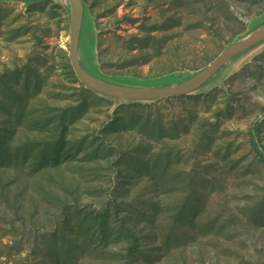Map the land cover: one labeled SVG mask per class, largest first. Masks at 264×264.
Masks as SVG:
<instances>
[{
    "label": "rangeland",
    "instance_id": "374dc122",
    "mask_svg": "<svg viewBox=\"0 0 264 264\" xmlns=\"http://www.w3.org/2000/svg\"><path fill=\"white\" fill-rule=\"evenodd\" d=\"M81 1L84 71L126 88L264 26V0ZM69 32L67 0H0V264H264V41L135 108L77 81Z\"/></svg>",
    "mask_w": 264,
    "mask_h": 264
},
{
    "label": "water",
    "instance_id": "95a60500",
    "mask_svg": "<svg viewBox=\"0 0 264 264\" xmlns=\"http://www.w3.org/2000/svg\"><path fill=\"white\" fill-rule=\"evenodd\" d=\"M70 8V32L68 38V58L77 81L86 89L99 96L125 102H154L156 100L191 95L206 85L213 76L227 63L246 53L264 41V26L249 36L230 45L207 67L189 81L166 88H126L98 81L83 69L79 57V38L83 21L84 8L81 0H67Z\"/></svg>",
    "mask_w": 264,
    "mask_h": 264
},
{
    "label": "trees",
    "instance_id": "16d2710c",
    "mask_svg": "<svg viewBox=\"0 0 264 264\" xmlns=\"http://www.w3.org/2000/svg\"><path fill=\"white\" fill-rule=\"evenodd\" d=\"M151 103H153V101L152 102H126L125 105L135 107V108H139V107L147 106ZM261 156H264V155H261Z\"/></svg>",
    "mask_w": 264,
    "mask_h": 264
}]
</instances>
